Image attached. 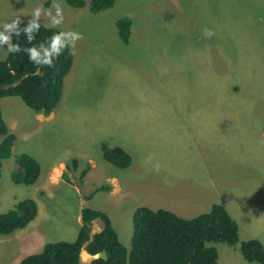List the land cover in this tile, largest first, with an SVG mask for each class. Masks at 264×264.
<instances>
[{"label":"rangeland","instance_id":"1","mask_svg":"<svg viewBox=\"0 0 264 264\" xmlns=\"http://www.w3.org/2000/svg\"><path fill=\"white\" fill-rule=\"evenodd\" d=\"M90 1L74 9L66 0H0L5 36L15 30L6 31V24L33 20L82 35L74 46L66 35L73 63L49 121L35 122L19 98L0 101L6 125L19 120L8 128L18 142L2 162L0 214L24 199L38 208L24 229L0 236V264L73 241L84 208L106 214L130 250L137 208L175 213L194 193L192 183L205 178L215 184L194 195L211 201L177 215L191 219L222 205L238 224L239 242L264 246V0H116L98 13L90 12ZM57 8L63 19L54 25ZM123 17L132 22L127 44L116 29ZM8 51L0 50V61ZM102 144L123 148L131 165L104 161ZM223 146L231 158L219 166L226 154L216 150ZM23 153L40 166L32 185L11 179ZM111 179L119 182V195L108 194L116 185ZM215 247L217 264H256L244 260L238 245ZM80 254L79 264H89L91 257Z\"/></svg>","mask_w":264,"mask_h":264},{"label":"trees","instance_id":"2","mask_svg":"<svg viewBox=\"0 0 264 264\" xmlns=\"http://www.w3.org/2000/svg\"><path fill=\"white\" fill-rule=\"evenodd\" d=\"M116 0H91L90 12L109 9ZM74 9L83 8L86 0H66ZM39 27L25 32L29 22L19 24L13 31L7 57L0 61V101L7 97L19 98L37 115L49 116L60 103L64 79L70 72L73 55L67 36L61 37L58 52L52 48V37L61 30ZM132 22L123 17L116 21L119 39L127 44ZM16 46V48H12ZM12 48V50H11ZM34 49L36 56L30 59ZM50 61L52 66L49 67ZM0 179L2 162L11 156L17 144L3 117L0 107ZM102 158L115 167L131 165V156L121 147L101 145ZM76 164V160H73ZM82 171L80 176L85 175ZM40 174L38 162L29 154H20L12 172L14 184L32 185ZM108 190V187H101ZM38 214L33 199L17 202L12 209L0 214V236L24 229ZM98 220L103 228L90 236L92 222ZM133 234L130 250L119 241L108 216L101 211L84 208L81 227L72 242L46 244L41 253L25 257L19 264H79L82 250L91 257L100 252L106 259H92L89 264H217L216 244L237 246L248 263L264 264V246L256 239L239 242L238 225L226 209L214 204L211 209L191 219L177 216L168 210L139 207L132 216Z\"/></svg>","mask_w":264,"mask_h":264},{"label":"crops","instance_id":"3","mask_svg":"<svg viewBox=\"0 0 264 264\" xmlns=\"http://www.w3.org/2000/svg\"><path fill=\"white\" fill-rule=\"evenodd\" d=\"M9 36V35H8ZM7 36V37H8ZM11 37H12V35L11 36H9L8 38V41L7 42H3V43H1V45H0V50H3V47L4 48H6V49H8L9 48V51H10V47H11ZM5 51H7V50H5ZM8 51V52H9ZM8 52H7V54H8ZM6 58V57H5ZM229 114V113H228ZM55 115V113H51L49 116H47L46 118H44L42 115H37L36 114V116H34V120H35V122H37V121H49L53 116ZM10 125L9 126H11V128H16V126H17V124L19 123V120L18 119H16L15 117H11L10 118ZM8 126V125H7ZM9 126H8V128H9ZM219 129L220 130H223L222 128H221V125H220V127H219ZM10 130H12V129H10ZM20 131V130H19ZM24 133H23V135H22V137L23 138H29L31 135V133H33V131L31 130V129H29V130H25V131H23ZM17 142H18V139H17ZM17 145V144H16ZM216 151H219L220 153L222 152V153H225L226 155H224V154H221V157H219L218 159H217V163L219 164V166L221 165V163H224V164H226V165H228V163H229V158H231L230 156H229V154H227L226 152L228 151L224 146L223 147H221L220 148V150H216ZM229 152V151H228ZM219 170V169H218ZM111 180H114L115 182H114V185L115 186H113V184H110V186L112 187L111 188V191H109V195H111V196H115V195H119V193H120V191H121V187H120V184H119V182L117 181V180H115V179H111ZM193 185L190 187V189L191 190H193L194 191V193L195 192H199V191H202V190H206V188H207V186L208 185H210V186H212L213 184H215L214 183V181L213 180H207L206 178L205 179H203V180H195V182H193L192 183ZM219 188V185L218 186H216L215 188ZM194 193H191V195L190 196H188V197H186L179 205H181V207L180 208H178L177 207V209H173V211L176 213V215L179 213V214H184V215H187V214H191L190 212H191V210H193V209H196L197 207L198 208H202L203 207V205H204V203L205 202H207V201H211L210 200V198L209 197H207V198H205V197H202L201 195H197V196H195L194 195ZM203 203V204H202ZM214 204H211V206H210V209H211V207L213 206ZM219 205V204H218ZM222 206V205H221ZM224 207V206H223ZM225 208V207H224ZM227 211V210H226ZM228 212V211H227ZM174 213V214H175ZM229 214V213H228ZM200 215V214H199ZM178 216V215H177ZM181 216V215H180ZM179 216V217H180ZM198 216V215H197ZM231 217V216H230ZM36 218V217H35ZM181 218H183V217H181ZM232 218V217H231ZM187 219H190V218H187ZM233 219V218H232ZM234 220V219H233ZM98 220H95V221H93L92 222V225H94L96 222H97ZM235 221V220H234ZM38 222V220L36 221V223ZM236 222V221H235ZM31 223V222H30ZM29 223V224H30ZM237 223V222H236ZM28 224V225H29ZM27 225V226H28ZM91 225V231L92 230H95V232L93 233V234H95V233H97V232H100L101 230H102V228H103V225H102V223H100V224H97L96 226H95V228H93V226ZM98 225H100V226H98ZM238 225V224H237ZM81 225H79V227H80ZM97 227V228H96ZM80 229V228H79ZM79 231V230H78ZM78 231H77V233L75 232L74 234H76V237H77V234H78ZM91 234V233H90ZM93 234H91V236L93 235ZM74 236V235H73ZM76 239V238H75ZM74 239V240H75ZM73 240V241H74ZM68 242H72V241H68ZM263 245V244H262Z\"/></svg>","mask_w":264,"mask_h":264},{"label":"clouds","instance_id":"4","mask_svg":"<svg viewBox=\"0 0 264 264\" xmlns=\"http://www.w3.org/2000/svg\"><path fill=\"white\" fill-rule=\"evenodd\" d=\"M55 6V5H54ZM39 13H40V9L37 8L34 12V17L38 18L39 17ZM62 11L60 8H57V11H56V18L54 19V25H58L62 22ZM17 23L16 21H14L12 24H6L4 27H5V30L6 31H11L13 29L16 28L17 26ZM39 25L35 22V20L33 21H30L29 22V25L27 28H25V32H30L33 28H38ZM70 36L72 41H73V46L75 44L76 41L82 39V35L79 34V33H76V32H72V31H69V32H61L59 34H56L52 37V48L53 50L57 51L58 52V45L62 46L61 45V37L62 36ZM205 35L207 37H211L213 35V33L211 32V30H208V29H205ZM8 37L5 36L3 33H0V43H3V42H7L8 41ZM12 48H16V46H13ZM11 48V50H12ZM29 51L31 52V56H30V59L34 58L36 56V52L34 49H29ZM49 63V67L52 66V63L50 61H48Z\"/></svg>","mask_w":264,"mask_h":264},{"label":"water","instance_id":"5","mask_svg":"<svg viewBox=\"0 0 264 264\" xmlns=\"http://www.w3.org/2000/svg\"><path fill=\"white\" fill-rule=\"evenodd\" d=\"M89 255V254H88ZM90 256V255H89ZM91 257V256H90ZM92 259L96 258V259H103L105 260L107 257H106V253L103 251V252H100L99 254H97L95 257H91Z\"/></svg>","mask_w":264,"mask_h":264},{"label":"bare ground","instance_id":"6","mask_svg":"<svg viewBox=\"0 0 264 264\" xmlns=\"http://www.w3.org/2000/svg\"><path fill=\"white\" fill-rule=\"evenodd\" d=\"M56 177V176H55Z\"/></svg>","mask_w":264,"mask_h":264}]
</instances>
